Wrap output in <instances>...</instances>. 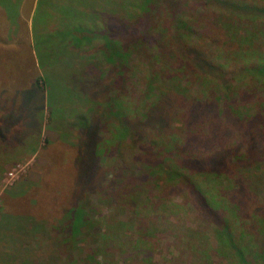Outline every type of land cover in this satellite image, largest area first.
Returning a JSON list of instances; mask_svg holds the SVG:
<instances>
[{"label": "trees", "instance_id": "obj_1", "mask_svg": "<svg viewBox=\"0 0 264 264\" xmlns=\"http://www.w3.org/2000/svg\"><path fill=\"white\" fill-rule=\"evenodd\" d=\"M64 1H69L72 6V3L81 0L36 1L35 15L47 12V17H43L40 24H45L48 18V28L57 36L64 33L65 25L72 23L73 16L68 15L71 16L68 22L69 18L64 13L63 8L69 7L68 4L63 5ZM139 1L142 2L139 11L144 7L148 9L154 2ZM205 1L220 5L222 11L242 21L245 34L240 37L239 45L223 56L225 61L217 64L213 54L204 55L196 48L180 47L186 42L202 40L204 35L196 27L199 28V22L205 15L195 12L193 18H189L188 11L173 9V21L177 20L174 33L179 40L174 46L191 49L190 68L198 76L204 74L201 79L194 74L189 80L192 85L185 84L186 79H179L177 75L173 78V85L171 78L167 81L168 85L164 86L158 97L163 102L165 98L172 97L173 112L163 102V108L168 111L152 102H149L152 108L148 104L143 107L144 110L136 109L134 104L118 94L117 89L113 91L115 95H107L108 99L103 96L104 87L109 82L113 80L111 88H118L115 85H121L128 78L126 70L130 54L127 42L132 34L127 32L122 22L125 15H117L125 9L124 0L81 1L79 7L83 15L76 25L70 26L68 32L70 37L83 34L82 39L78 37L80 42L73 52H76V56L79 52L83 53L77 60L83 59L87 63L86 70L80 75L83 77H74L73 90L77 89L74 94L76 103L88 108H81L77 117H69L65 121V126L72 128L65 136V139H70L66 142L79 145L69 164L73 174H69L72 175L70 180L66 179L74 188L73 203L51 225V229L47 220L32 215L0 212V224L6 222L9 225L8 232L0 236V264H78L72 250L77 248L79 235L84 231L87 234L90 230L85 209L91 211L88 204L83 208L80 203L96 189L95 180L107 164L108 153L113 151L121 156L129 139L130 145L135 147L134 140L143 153L138 155L137 172L134 170L124 177L119 176L121 182L111 192L112 195L133 184L132 191L139 192L127 194L126 203L132 201L133 210L137 212L139 206L144 205L143 201L153 198L150 197L152 193L149 188H142L139 177L153 179L151 182L155 186L160 182L166 186L173 184L174 188L184 186L197 217L206 223L213 237L212 243H204L194 236L184 237L187 241L183 242L180 236L173 242L176 243V251L165 259L164 264H178L191 249L193 252L187 257V264H264V0ZM50 12L53 18H49ZM151 13L152 9L149 11ZM184 37L187 38L184 40ZM235 61L241 62V70H230ZM183 86L186 88H181ZM194 86L198 89L196 94L192 90ZM107 107L109 112L106 111ZM131 116L136 119L137 126L132 124ZM144 125L157 131L156 135L148 136V139L145 137L146 147L139 134V129ZM170 128H173V134L166 131ZM75 132L76 135H72ZM177 133L185 140L176 138ZM202 134H206V137H201ZM160 137H164L165 142L166 137L172 139L170 143L167 142L166 150L158 145ZM148 151L155 160L142 157ZM119 160V170L130 173L123 157ZM142 163L151 164V168L142 171L139 169ZM151 170L153 174L148 172ZM24 186L17 184L9 194L21 193ZM160 194L164 196V192ZM99 199L102 201V198ZM137 201L140 203L137 204ZM164 215L161 216L162 220H166ZM173 219L176 221L174 215ZM113 229L116 233V228ZM157 230L146 224L137 230L134 251L129 254L134 258V264H159L152 261L150 250L144 248L145 241L155 237ZM111 238L112 235L107 241L110 242ZM102 242L104 254L101 263H107L108 242ZM88 260L89 257L85 261L88 263ZM119 263L129 264L123 256Z\"/></svg>", "mask_w": 264, "mask_h": 264}, {"label": "rangeland", "instance_id": "obj_2", "mask_svg": "<svg viewBox=\"0 0 264 264\" xmlns=\"http://www.w3.org/2000/svg\"><path fill=\"white\" fill-rule=\"evenodd\" d=\"M36 1L0 0V212L24 213L44 219L49 222L51 229V225L60 219L73 203L74 188L66 179L70 180L72 175L69 174H73L69 164L71 156L78 151L79 145L76 142L73 144L66 142L70 139L69 137L65 139V136L72 131V128L65 126V121L69 117H77L81 108H88V106L80 107V104L76 103L74 94L77 89L73 90L74 77H83L80 75L86 70L87 63L83 59L77 60L83 56V53L79 52L76 56V52H73L83 34L78 33L71 35L72 37L68 34L70 26L76 25L78 18L83 15L79 7L82 0L72 3V6L69 5V1L63 2V5H69L68 8H63L65 15L73 17L70 25L64 24L67 27L60 36L51 33L52 30L48 28V18L45 24H40L43 17H47V12H44L45 15L41 12L35 15ZM87 1L96 2V0ZM141 4L139 0H124L125 9L117 14L125 15V20H119L124 22L127 32L132 34L127 42L130 54L128 63L126 62L128 78L121 85H115L118 88H111L114 85L112 80L109 85H105L102 94L108 99L107 95H115L113 91L117 89L118 94H121L127 102L134 104L136 109L144 110L145 105L149 104V108H152L151 104H156L159 108L168 111L163 108L164 103L173 112L172 97L165 98L163 102V99L158 97L161 90L166 84L168 85L167 81L170 78L173 85V78L176 75L179 79H186L185 84H190L189 80L196 74L190 68L189 57L192 50H183L177 48L178 45L174 46L179 40L174 33L177 20L173 21V9L188 11L189 18H193L195 12L205 15L199 22L201 23L199 28L196 27V30L204 35L202 40L186 42L180 47L196 48L204 55L213 54L214 62L217 64L223 63L225 61L223 56H227L232 48L239 45L240 37L245 34V27L235 16L231 17V14L222 11L220 5L214 2L209 4L205 0H154L148 9L144 7V10L139 11ZM151 9L152 13L149 14ZM84 12L87 14L86 10ZM51 17L54 16L50 12L49 18ZM70 17H67L68 22ZM192 36L196 38L195 35ZM186 38L184 37V40ZM60 39L63 41L59 42ZM241 67V62L235 61L232 62L230 70H241ZM196 76L197 79H201L204 74L200 76L196 74ZM196 88L195 86L192 88L195 94L198 92ZM106 111H110L109 107ZM162 118L166 121V117ZM131 122L134 126L138 125L134 116H131ZM166 131H172L173 134V128ZM156 132L153 127L146 125L139 129L145 147L147 145L145 137L148 139V136H154ZM72 135H76V132ZM179 135L177 133L176 138ZM201 137H206V134H202ZM166 138L170 143L169 140L172 139ZM180 139L185 140V137L182 136ZM130 142L129 139L121 156H117L113 151L108 153L107 164L100 170L95 180L96 189L80 203L83 208L88 204L91 210L85 209L90 230L89 234L88 232L85 234L84 231L79 235L75 251L70 249L74 252L75 263L78 261V264H98V262L115 264L119 263L123 256L129 264H134V258L129 254L134 251L133 244L137 240V230L145 224L158 228L155 237L145 241L144 248L150 250L152 261L159 264H164L165 259L173 255L176 251V243L173 242L180 236L183 242L187 241L184 237L189 236H194L204 243L213 242L210 229L197 217V211L194 210V204L184 186L174 188L175 185L166 186L164 182L155 186L151 182L153 179L139 177L142 188H149L152 193L150 197L153 198L151 197L150 201H143L144 205L139 206L137 212L133 210L132 201L126 203L127 194L133 195L139 192V190L132 191L133 184L112 195L111 192L115 191L118 183L121 182L119 176L124 177L134 170L137 172V161L140 160L138 155L143 152L139 145H135L134 140L132 142L135 147H132ZM159 142L158 145L166 150L165 138L160 137ZM120 157H123L126 169L131 171L130 173L119 170ZM142 157L155 160L154 155L149 151ZM150 165L142 163L139 169L143 171L151 168ZM148 172L153 174V170ZM17 184L20 187L26 184L24 190H20L21 193L17 192L16 195H10V189ZM160 192H164V196ZM99 198H102V201ZM138 203L140 201H137ZM163 214L166 220H162ZM113 227L116 228V233ZM8 229L9 225L6 222L0 224V236L6 234ZM111 235L109 242L107 240ZM102 241L108 242L107 263H101L104 254ZM186 250L188 252V248ZM191 252L192 249L185 255L183 261L179 260L180 262L177 263L187 264V257ZM88 257L87 263L85 260Z\"/></svg>", "mask_w": 264, "mask_h": 264}]
</instances>
